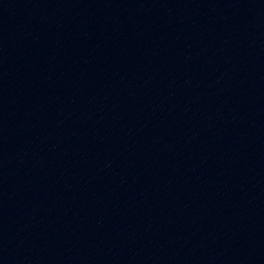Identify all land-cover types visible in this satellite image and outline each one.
<instances>
[{
	"label": "water",
	"instance_id": "95a60500",
	"mask_svg": "<svg viewBox=\"0 0 264 264\" xmlns=\"http://www.w3.org/2000/svg\"><path fill=\"white\" fill-rule=\"evenodd\" d=\"M228 0H0V177L108 80Z\"/></svg>",
	"mask_w": 264,
	"mask_h": 264
}]
</instances>
